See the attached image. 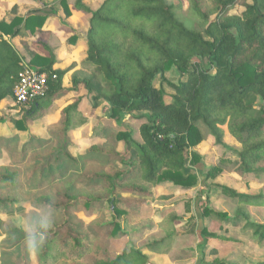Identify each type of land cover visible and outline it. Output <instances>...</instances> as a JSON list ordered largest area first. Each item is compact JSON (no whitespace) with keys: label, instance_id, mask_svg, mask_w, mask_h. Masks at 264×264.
<instances>
[{"label":"trees","instance_id":"trees-1","mask_svg":"<svg viewBox=\"0 0 264 264\" xmlns=\"http://www.w3.org/2000/svg\"><path fill=\"white\" fill-rule=\"evenodd\" d=\"M57 1L67 6L66 0ZM175 1L104 0L93 11L78 0L75 8L90 15L83 65L93 71L87 79L73 76L72 89L64 87L66 73L54 69L52 51L49 57L32 56L29 65L49 76L48 92L18 111L20 120L11 119L18 131H27L29 123L45 117L46 104L77 91L79 85L95 95V106L102 101L109 105L111 119L144 112L148 120L140 126V142L128 131L114 132L105 145L86 151L88 167L72 171L78 166L70 153L74 118L83 100L78 97L63 108L49 138L31 137L16 154V167L0 168V189L13 188L0 193V209L23 202L32 207L27 218L34 233L11 244L26 239L20 264L31 263L32 249L38 264H149V258L137 250L124 249L120 254L112 250V243L125 236L120 221L133 219L130 210L144 206L160 184L198 185L202 159L195 149L206 134L222 146L229 133L241 145V172L264 176V0H186L189 15H183L181 0ZM236 6L244 11L230 15ZM52 7L55 11V4ZM45 17L30 14L11 23L0 21V105L13 97L23 70V58L5 38L20 36L23 30L34 34ZM172 68L182 76L178 84L165 78ZM158 78L173 91L169 101L164 89L155 85ZM94 82L99 84L96 91ZM100 134L105 137L107 130ZM121 143L124 153L117 150ZM103 159L106 168L97 169ZM221 172L213 167L204 177L213 180ZM215 187L236 200V218L252 231L253 241L264 246V224L251 222L249 211L264 205V197L240 194L220 184ZM25 188L29 196L23 194ZM201 209L202 217L229 219L226 213ZM107 212L110 222H105ZM202 234L204 239L217 238L206 229ZM173 236L172 231L149 248L161 251ZM208 264L228 263L215 259Z\"/></svg>","mask_w":264,"mask_h":264},{"label":"rangeland","instance_id":"rangeland-1","mask_svg":"<svg viewBox=\"0 0 264 264\" xmlns=\"http://www.w3.org/2000/svg\"><path fill=\"white\" fill-rule=\"evenodd\" d=\"M77 1L66 0L67 6H63L57 0H17L13 3L0 0V20H13L16 17L26 19L30 14L37 15L44 12L51 14L50 6L53 3L57 9L62 7L65 10L67 18L73 17V15H78L74 9L71 11ZM167 1L169 4H177L175 0ZM81 2L88 5L90 9L96 10L104 0H81ZM181 2L184 7L183 15H189L188 2L186 0H181ZM243 11V7L236 6L230 11V15H240ZM44 23L40 29H36L34 34L23 30L22 35L15 37L20 39L15 42L18 46L14 43L13 45L25 62H30L34 54L49 57L44 49L39 46L40 44H47L46 38H51L50 32L42 31ZM81 26L83 25L81 24ZM50 27L55 29L61 27L63 32H68L65 38H72L71 31H66L67 23L61 18ZM88 27L89 25L84 26L77 33L87 32ZM73 33L75 34L76 30ZM21 38L25 40H21ZM92 71V68L85 66L79 71L80 80L89 78ZM165 78L173 84H178L182 80V76L176 68L167 72ZM155 85L157 88L164 89L167 94L166 100L169 101L168 96L173 94L169 86L162 84L160 78L156 80ZM82 86L84 87V85ZM98 86L97 82L93 83L95 91ZM83 87H81V95L84 94L85 97H83V104L80 105L78 114L74 118L75 125L71 131V140L74 145L70 153L78 160V166L72 167V171L83 165L88 167L84 160L88 156L86 151L92 146L105 145L107 137L114 132L128 131L134 141L140 142V126L148 120V114L144 112L123 114L118 121L111 119L109 105L102 101L95 106L93 99L95 95L89 94ZM78 97H80L79 94ZM73 99L75 98L73 97L71 101L66 97V99L61 100L55 110H59L60 106L68 101L73 102ZM44 108V113L47 114L49 105L46 104ZM11 114H13L12 117H10ZM21 117L18 109L10 105L5 106L4 111H1L0 168L16 167V154L21 151L23 145L31 137L47 139L49 138L48 131L57 127L56 124H50L48 119L43 117L34 123H29L28 130L21 132L17 130L15 124L6 121L7 118L20 120ZM82 120L84 123L81 122ZM223 129L226 131L225 128ZM102 130H107L105 137L100 134ZM206 135V140L195 149L202 159L198 170L201 171L198 175V185L194 188H185L165 183L153 188L154 196L152 199L147 200L141 208L130 210V214L134 218L120 221L125 236L123 239L112 243L111 248L114 252L120 254L124 249L137 250L149 258V264H208L215 259L223 260L228 264H256L264 261V246L256 244L252 239V231L244 228L245 223L242 219L236 218V200L225 196L219 188L215 187V184H220L234 189L240 194L264 197V176L245 175L241 172L238 163V152L241 151V145L229 133H225L222 146L216 145L214 139L208 134ZM117 150L124 153V144H119ZM106 163L107 160L103 159V163L97 169L106 168ZM27 165L30 163L27 162ZM65 165L66 163H64ZM217 166L222 169L221 174L213 180L207 181L204 176L211 168ZM91 169L90 167L89 170ZM53 173L54 176L58 175L54 169ZM68 176L69 174L66 178ZM80 188L81 186L78 187V189ZM10 190L13 188H2L0 193ZM23 194L29 196L31 193L28 188H25ZM204 206L213 212L226 213L229 219L221 221L212 217H202L201 208ZM31 211L32 207L29 202L0 209V264H20L22 245L26 239L14 246L11 244H15L22 235L34 233L33 225L27 218ZM249 211L251 222L264 224V205L252 206ZM105 218V222L111 221L108 212ZM172 218L176 219V223L170 227L169 222ZM204 229L217 238L204 239L202 234ZM172 231L174 232L173 239L166 248L161 251H153L149 248L150 244L165 239L168 233ZM224 239H231L232 241L226 242ZM34 251L32 249L30 253V264H38Z\"/></svg>","mask_w":264,"mask_h":264},{"label":"crops","instance_id":"crops-1","mask_svg":"<svg viewBox=\"0 0 264 264\" xmlns=\"http://www.w3.org/2000/svg\"><path fill=\"white\" fill-rule=\"evenodd\" d=\"M2 1L13 3L17 0H2ZM53 4H55V3H53ZM52 5L50 6V11L52 12L51 14L49 12H44V13L40 12L41 14H37L40 16H46L45 17V23H44L45 25H44V28L42 31L43 32L46 31V32L51 33V35H50L51 38H46L48 43L47 44L46 43L40 44L39 46H41L48 55H49V53H48L49 51L53 52V54L56 58V64L54 66V69L66 73V76L63 79L64 87L67 89H72L71 80H72L73 76L78 75V78L80 80V77H79L80 72L79 71H81L82 69L85 68V66L83 65V62L86 58V51H87V46H86V42H85V35L87 32L84 31V32H82V34H78L77 31L79 29H82L84 26L89 25L90 15L86 14L84 11L77 10L74 6L73 8H71V11H73V9H74L76 14H78V15H73V17L67 18V16L65 15V10L62 7H59L58 8L59 10L56 7V10L53 11ZM82 5H84V4L82 3ZM84 6L90 8L86 4ZM82 13H84V14H82ZM80 17H81V19H80ZM60 18L65 23H67L68 28L66 29V31H71L72 38H65L67 36L68 32H63L60 29L61 27L57 28V29L50 27L52 24H54ZM2 20H5L8 23H11L13 21V20H6V19H2ZM2 20H0V21H2ZM81 24L83 26H81ZM75 30H76V33L74 34L73 31H75ZM59 37H63V38H59ZM19 39L15 38V37L14 38H11V37L5 38V40L9 44H11V46L18 53H19V51L16 49V47L13 45V43L15 44V42H17ZM21 40H25V39L21 38ZM15 45L18 46V44H15ZM23 64L29 65V61L25 62L24 58H23ZM81 87H83V86L79 85L77 91H71L67 95L59 96L55 100V102H53L51 105H49V111L47 114L45 113L46 115L44 118L48 119L50 124H56L57 125L59 123V121L61 120V111L63 110V108H65L72 101V98L73 97L78 98V94L82 98L85 97L84 94H83V96L81 95V93H82ZM83 89H85V88L83 87ZM66 97H67V99H71V101L66 102L64 105H61L60 106L61 108L56 111L55 109L57 108L58 102H60L63 99H66ZM81 104H83V103H81ZM8 105H10L13 108H16V107H14V103H13L12 98H6L0 105V114H1V111H4V107L8 106ZM12 116H13V114H11L10 117H12ZM11 119L12 118H7L6 121L9 120L8 122L13 124Z\"/></svg>","mask_w":264,"mask_h":264},{"label":"built area","instance_id":"built-area-1","mask_svg":"<svg viewBox=\"0 0 264 264\" xmlns=\"http://www.w3.org/2000/svg\"><path fill=\"white\" fill-rule=\"evenodd\" d=\"M48 80L47 73L23 64V70L13 92L14 107L20 111L22 108H28L37 100L43 99L48 92Z\"/></svg>","mask_w":264,"mask_h":264}]
</instances>
